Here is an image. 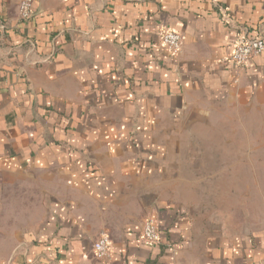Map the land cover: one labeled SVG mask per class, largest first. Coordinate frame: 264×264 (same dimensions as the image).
<instances>
[{
	"label": "crops",
	"instance_id": "obj_1",
	"mask_svg": "<svg viewBox=\"0 0 264 264\" xmlns=\"http://www.w3.org/2000/svg\"><path fill=\"white\" fill-rule=\"evenodd\" d=\"M20 1L0 0V264H264V228L229 233L193 212L171 162L178 124L264 94V53L227 60L264 37V0H29L27 22Z\"/></svg>",
	"mask_w": 264,
	"mask_h": 264
},
{
	"label": "rangeland",
	"instance_id": "obj_2",
	"mask_svg": "<svg viewBox=\"0 0 264 264\" xmlns=\"http://www.w3.org/2000/svg\"><path fill=\"white\" fill-rule=\"evenodd\" d=\"M202 115L178 124L171 144L179 201L225 232L264 228V94L209 103Z\"/></svg>",
	"mask_w": 264,
	"mask_h": 264
},
{
	"label": "built area",
	"instance_id": "obj_3",
	"mask_svg": "<svg viewBox=\"0 0 264 264\" xmlns=\"http://www.w3.org/2000/svg\"><path fill=\"white\" fill-rule=\"evenodd\" d=\"M18 16L23 22H27L33 17L31 2L21 0L18 5ZM6 29V22L0 19V35ZM161 47L170 55L178 56L181 50V37L178 33L171 30H164L159 34ZM264 53V37L258 36L247 40L239 38L231 47L227 60L237 66L245 64L248 60L258 57ZM142 240L150 245L157 244L159 241V230L154 220L146 219L141 228ZM109 239L101 235L94 242L92 250L95 258L102 260L108 257Z\"/></svg>",
	"mask_w": 264,
	"mask_h": 264
}]
</instances>
